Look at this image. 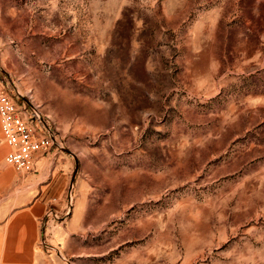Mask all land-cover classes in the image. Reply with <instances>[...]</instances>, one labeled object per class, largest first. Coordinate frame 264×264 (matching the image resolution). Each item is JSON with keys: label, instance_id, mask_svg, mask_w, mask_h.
I'll use <instances>...</instances> for the list:
<instances>
[{"label": "rangeland", "instance_id": "1", "mask_svg": "<svg viewBox=\"0 0 264 264\" xmlns=\"http://www.w3.org/2000/svg\"><path fill=\"white\" fill-rule=\"evenodd\" d=\"M0 79L71 164L48 255L264 264V0H0Z\"/></svg>", "mask_w": 264, "mask_h": 264}, {"label": "crops", "instance_id": "2", "mask_svg": "<svg viewBox=\"0 0 264 264\" xmlns=\"http://www.w3.org/2000/svg\"><path fill=\"white\" fill-rule=\"evenodd\" d=\"M6 151L0 132V264H64L58 256L48 255L49 234L59 231H53V222L45 215L64 205L69 160L43 154L34 172L21 178L5 165Z\"/></svg>", "mask_w": 264, "mask_h": 264}, {"label": "built area", "instance_id": "3", "mask_svg": "<svg viewBox=\"0 0 264 264\" xmlns=\"http://www.w3.org/2000/svg\"><path fill=\"white\" fill-rule=\"evenodd\" d=\"M0 132L7 146L4 163L21 178L32 174L38 157L55 144V135L39 112L19 105L1 79Z\"/></svg>", "mask_w": 264, "mask_h": 264}, {"label": "water", "instance_id": "4", "mask_svg": "<svg viewBox=\"0 0 264 264\" xmlns=\"http://www.w3.org/2000/svg\"><path fill=\"white\" fill-rule=\"evenodd\" d=\"M66 153L72 156V154L70 153V151L66 150Z\"/></svg>", "mask_w": 264, "mask_h": 264}]
</instances>
